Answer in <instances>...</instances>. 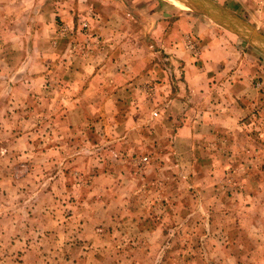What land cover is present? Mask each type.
Wrapping results in <instances>:
<instances>
[{
	"label": "rangeland",
	"instance_id": "obj_1",
	"mask_svg": "<svg viewBox=\"0 0 264 264\" xmlns=\"http://www.w3.org/2000/svg\"><path fill=\"white\" fill-rule=\"evenodd\" d=\"M211 1L264 37V0ZM236 25L0 0V264H264V42Z\"/></svg>",
	"mask_w": 264,
	"mask_h": 264
},
{
	"label": "water",
	"instance_id": "obj_2",
	"mask_svg": "<svg viewBox=\"0 0 264 264\" xmlns=\"http://www.w3.org/2000/svg\"><path fill=\"white\" fill-rule=\"evenodd\" d=\"M178 2L188 6L189 8L199 12L200 14L206 15L216 23L219 24H230L232 26H245L250 30V38L258 39L264 42V37L258 34L253 28L244 23H240L237 18L227 12L224 8L214 3L211 0H178Z\"/></svg>",
	"mask_w": 264,
	"mask_h": 264
},
{
	"label": "bare ground",
	"instance_id": "obj_3",
	"mask_svg": "<svg viewBox=\"0 0 264 264\" xmlns=\"http://www.w3.org/2000/svg\"><path fill=\"white\" fill-rule=\"evenodd\" d=\"M174 4L178 5L181 9H187L188 7H185L182 3L177 2L176 0H171Z\"/></svg>",
	"mask_w": 264,
	"mask_h": 264
},
{
	"label": "crops",
	"instance_id": "obj_4",
	"mask_svg": "<svg viewBox=\"0 0 264 264\" xmlns=\"http://www.w3.org/2000/svg\"><path fill=\"white\" fill-rule=\"evenodd\" d=\"M239 3H240V2H239ZM229 117H230V116H228V118H229ZM228 118H225V117H224V118L222 119V121H224V120H228Z\"/></svg>",
	"mask_w": 264,
	"mask_h": 264
}]
</instances>
